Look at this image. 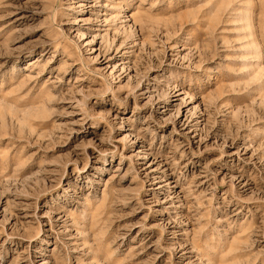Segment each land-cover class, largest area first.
<instances>
[{"label":"rangeland","instance_id":"374dc122","mask_svg":"<svg viewBox=\"0 0 264 264\" xmlns=\"http://www.w3.org/2000/svg\"><path fill=\"white\" fill-rule=\"evenodd\" d=\"M0 264H264V0H0Z\"/></svg>","mask_w":264,"mask_h":264}]
</instances>
